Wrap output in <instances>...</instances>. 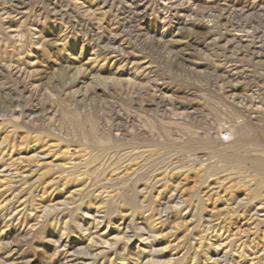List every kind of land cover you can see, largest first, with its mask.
I'll use <instances>...</instances> for the list:
<instances>
[{"label":"rangeland","instance_id":"1","mask_svg":"<svg viewBox=\"0 0 264 264\" xmlns=\"http://www.w3.org/2000/svg\"><path fill=\"white\" fill-rule=\"evenodd\" d=\"M263 125L264 0H0V264H264Z\"/></svg>","mask_w":264,"mask_h":264},{"label":"bare ground","instance_id":"2","mask_svg":"<svg viewBox=\"0 0 264 264\" xmlns=\"http://www.w3.org/2000/svg\"><path fill=\"white\" fill-rule=\"evenodd\" d=\"M232 116V115H231ZM69 121L71 122V125H73V128H74V130H75V133H77V136L79 135L80 136V138H82V139H85V140H89L93 145H96V146H98V144H97V136H96V134H95V131H94V129H93V126L91 125V124H88L86 121L85 122H82V121H79V120H76V119H73V117H69ZM246 129V128H245ZM253 130H255V129H253ZM252 132H254V136L252 137V136H247L246 135V132L243 130V129H241L240 131H239V135H240V138H238V139H241L242 140V142H244V141H251V143H252V141H256V142H263L264 141V125L262 126V127H260L259 129L257 128L255 131H252ZM251 133V132H250ZM98 134V133H97ZM255 142V143H256ZM245 144H247L246 142H244ZM244 143H242V144H244ZM254 143V142H253ZM252 143V144H253ZM239 144V143H238ZM258 145H259V143H257ZM256 144V145H257ZM255 145V144H254ZM96 148V147H95ZM101 148V147H100ZM244 149V148H243ZM242 150V149H241ZM245 150V149H244ZM238 151V150H237ZM242 152V151H241ZM240 152V153H241ZM224 155V154H223ZM225 156V155H224ZM228 156V155H227ZM230 157H232V156H230ZM234 157V156H233ZM232 157V158H233ZM235 159V158H234ZM228 162L225 164V168L228 170V169H230V170H240V169H243L242 168V165L240 164L241 162H235V161H237V160H227ZM256 160H254V162H255ZM256 162H258V161H256ZM255 162V163H256ZM261 164V163H260ZM258 165V164H257ZM256 170V169H255ZM261 172V171H260Z\"/></svg>","mask_w":264,"mask_h":264}]
</instances>
